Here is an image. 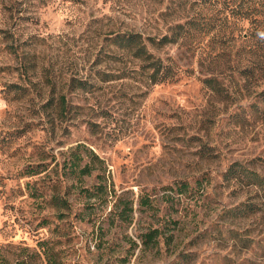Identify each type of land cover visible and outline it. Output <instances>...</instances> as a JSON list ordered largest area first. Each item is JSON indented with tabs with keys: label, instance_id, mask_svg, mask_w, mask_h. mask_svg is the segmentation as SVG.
<instances>
[{
	"label": "rangeland",
	"instance_id": "1",
	"mask_svg": "<svg viewBox=\"0 0 264 264\" xmlns=\"http://www.w3.org/2000/svg\"><path fill=\"white\" fill-rule=\"evenodd\" d=\"M201 4L0 0V259L47 242L60 264H264V192L223 180L234 162L264 178V123L251 114L264 85L241 80L208 37L153 50L173 82L146 86L130 79L132 63L94 62L110 33L171 36L203 6L209 13ZM108 67L125 78L93 94L70 88L72 78ZM66 93L69 109L58 115L49 105ZM76 148L102 160L91 164L92 177L66 176ZM57 166L72 208L62 219L49 195ZM182 182L191 185L184 194ZM246 204L256 211L228 214ZM151 229L160 243L145 247Z\"/></svg>",
	"mask_w": 264,
	"mask_h": 264
},
{
	"label": "trees",
	"instance_id": "2",
	"mask_svg": "<svg viewBox=\"0 0 264 264\" xmlns=\"http://www.w3.org/2000/svg\"><path fill=\"white\" fill-rule=\"evenodd\" d=\"M203 6L196 17L187 18L173 27L171 36L162 38L145 37L137 32H113L104 39V44L95 53L96 66L100 64H128L130 67V79L138 78L146 86H154L161 83L173 82L174 73L171 66L155 54V50H161L170 43H177L180 39L193 37H208L210 43H216L222 49V55L228 56L231 68L237 67V73L241 80L251 84L264 85V0H200ZM231 40H241V44L232 46ZM226 44V45H224ZM231 45V46H229ZM154 50V51H153ZM225 53H228L226 55ZM219 52L216 57L220 56ZM112 70L111 73L109 71ZM114 69L108 67L95 71L94 75L84 79L72 78L69 86L73 91H81L85 94H93L100 83L125 78L124 75H116ZM138 76V77H137ZM51 76L49 77V81ZM205 84L215 93L219 94L224 84L218 78H208ZM53 88L55 84L51 81ZM260 103L252 105L251 114L256 121L264 123V88L258 95ZM67 93L61 94L58 100L50 103L58 115L65 114L69 107ZM92 130L94 126L90 127ZM80 147V146H77ZM77 148L72 149L71 174H61L59 166L54 168L58 179L52 182L50 189V203L53 204L55 215L65 217V212L72 210L68 198L63 194L62 188L65 181L60 178L65 174L68 179H77L84 176L92 177L91 164L94 160L103 163L91 150L90 155L81 157L77 154ZM79 175V177H78ZM224 182L236 187H249L253 190L264 192V178L258 171L241 162L232 163L223 174ZM189 182H182L179 193L184 194L189 190ZM29 189V184H28ZM256 192V193H257ZM44 198L45 194L40 193ZM243 206V207H242ZM255 205H240L231 209L228 214L239 217L256 211ZM245 207V208H244ZM124 219V218H123ZM161 232L159 229H151L141 236L145 247L158 245ZM40 252L24 247L13 261L0 259V264H36L37 259H43L45 264H60V253L55 247H48V243H39Z\"/></svg>",
	"mask_w": 264,
	"mask_h": 264
}]
</instances>
